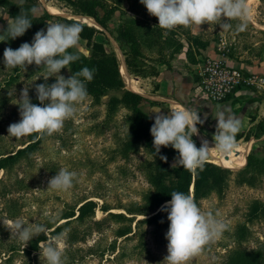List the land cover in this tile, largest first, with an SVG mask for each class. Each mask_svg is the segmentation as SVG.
Listing matches in <instances>:
<instances>
[{"label":"rangeland","instance_id":"obj_1","mask_svg":"<svg viewBox=\"0 0 264 264\" xmlns=\"http://www.w3.org/2000/svg\"><path fill=\"white\" fill-rule=\"evenodd\" d=\"M87 1L96 5L100 17L108 18L107 27H103L90 17L77 16L76 19L88 20L102 30L96 35V40L103 42L108 50L117 54L126 89L134 92L140 93L139 89L142 86L146 87L145 83L148 82L147 86L149 85L150 88L148 95L152 96L159 89L160 84L157 79L141 80L142 83H138L137 78L148 77L134 75L127 69L125 53L129 49L128 37L135 39L143 50L147 68H156L160 71L162 65L170 66L173 59L184 54L188 62L196 65V68H190L194 77L197 76L199 64L209 56L224 55L234 59L244 56L249 63H253V60L261 63L264 60V2L262 0L252 1L249 8L248 28L239 34L234 33L235 25L238 23L236 20L228 21L233 25V29L227 32L222 31L218 24L192 25L187 28L178 26L169 31L158 26V19L149 15L140 0ZM44 11L73 17L68 8L61 7L53 0H40L36 15L40 16ZM9 20L11 18L6 13V9L1 6L0 34H3L2 29L8 25ZM49 22L62 23L59 18L52 17L38 25V31H47ZM166 41L170 47L165 44ZM2 45L0 47V151L9 152L21 148L31 136L14 138L8 135V127L21 119L17 105L21 91L24 87L29 91L38 81H44V84L54 82L56 77H49L45 81L44 77L51 74L43 66L37 67L35 64L28 65L26 69L5 67L3 56L5 48L10 47L15 50L22 44L13 47ZM72 50L79 57L87 58L91 55V48L82 38H80L79 48ZM186 67H189L187 63ZM254 73L264 77V73ZM59 75L65 78L70 77L72 69L70 66L69 69H62ZM151 77L154 76H149ZM196 87H198L197 84ZM251 88L260 90L264 94L262 87ZM104 98L106 99L107 96ZM146 99L151 101L144 96L139 103V108L155 119V115L149 113L146 108V105H149ZM46 103L48 101H45ZM151 103L155 104L156 101L153 100ZM78 108L76 117L66 120L60 132L51 136L45 135L36 150L29 157H23L20 160L21 165L14 171L12 169L14 173L4 179L5 183L0 186V241L6 244H0V259L8 257L6 252L12 246H20L22 250L30 244L29 241L25 246L24 242L11 233L13 229L10 222L14 223L19 219L25 225L36 222L43 224L49 230L47 235L51 236L50 232L54 228H48V225L59 218L67 205H76L84 199H92L97 203L95 218L104 220L95 225L90 222L91 220L88 222L86 220L82 224L74 223L62 231L68 230L66 235L68 238L76 232L75 226L86 228L91 224L87 235L83 236L84 241L72 247L65 243V248L71 247L78 251L75 254L76 261L70 264H163L168 255L166 239L168 230H164L165 237L158 238L154 233V226L149 224L141 227V230L147 233V250L142 255L132 254L120 261L117 258L120 246L125 243L133 251L137 244V239L125 241L123 237L119 239V248L114 254L107 252L104 257L96 256L93 255L92 249L110 246L116 239V229L127 223L121 218L111 217L108 213H125L129 217L133 216L128 214L126 209L143 203L144 194L152 189L150 178L154 175L158 182L165 181L163 175L166 165L173 166L179 157L177 159L167 157L165 162L160 159V156L153 155L144 141L140 142L134 150L126 152L121 150L122 142L135 113L133 106L121 105L109 114L105 104H97L88 96ZM169 109L171 108H166L165 112L170 115ZM263 136L264 134H259L248 139L243 137L242 140L237 141V147L245 149L242 152L245 162L241 166L230 168L220 164L215 159V151H211L209 161L231 172L223 190H220L216 184L207 183L202 189L204 195L198 200L197 205L206 212L211 211L213 214L219 212V218L227 221L229 228L223 233L221 239L206 246L202 253L191 257L186 264H242L240 256L247 252L258 255L259 257H256L258 264H264ZM236 139H238L237 136ZM214 146L213 141L209 147L214 148ZM250 156L253 157L251 164L242 171ZM61 168H67L77 174L74 186L67 192L48 190L50 179ZM16 177L37 183H33L32 189L26 190L24 187H18L15 182ZM4 188H7L6 194H2ZM191 191L193 194V188ZM103 206H107L110 210H104ZM136 216L137 219L147 217ZM133 228L136 229L135 222ZM26 259L27 257L21 253L19 256H14L12 264H23ZM37 264H46L45 258L42 256Z\"/></svg>","mask_w":264,"mask_h":264},{"label":"clouds","instance_id":"obj_2","mask_svg":"<svg viewBox=\"0 0 264 264\" xmlns=\"http://www.w3.org/2000/svg\"><path fill=\"white\" fill-rule=\"evenodd\" d=\"M140 3L145 6L149 15L158 19L161 29L169 31L178 26L187 28L192 25L218 24L222 31L227 32L233 29L228 21L236 20L238 23L234 33L239 34L247 30L250 22L248 0H140ZM35 14V8L30 12L21 9L17 17L8 21V28L0 34V40H15L23 36L32 26L30 15ZM82 30V25L78 23L49 22L46 33L38 31L31 44L23 43L15 50L5 48V67L26 69L28 65L35 64L37 67L43 66L51 74L44 77L45 81L49 77H56V82L50 86L46 83L36 86L37 98L43 107L31 103L28 88L24 87L17 100L21 119L8 127V135L14 138L32 134L51 136L62 130L66 120L76 117L78 106L88 97L85 81H92L95 69L84 67L67 79L59 73L62 69H69L70 64L80 58L78 54L68 50L79 48ZM45 101L48 103L45 104ZM169 111L170 116H167L161 113V109H153L155 119L150 132L157 154L161 147L171 146L178 151L179 158L173 164L174 168L180 166L195 173L197 169L203 170L211 151L227 155L237 148L236 136L243 127L242 120L237 116L230 115L223 109L218 111L215 117L217 130L213 136L214 148H210L206 140L197 148L192 137L199 133L196 125L204 122L198 110L178 105ZM160 159L167 162L165 156H160ZM76 179L75 172L61 168L50 179L48 190L67 192L74 186ZM161 210L168 212L167 218L170 221L166 234L168 255L163 264H186L191 257L202 253L206 246L221 239L229 228L227 221L219 218V212L213 214L211 211H203L191 193L186 195L178 191L172 192L170 202L162 206ZM10 223L13 229L11 233L24 242L25 246L34 237L47 235L49 231L37 222L25 225L18 219ZM67 232L66 229L39 243L40 254L45 258L46 264H66L64 248Z\"/></svg>","mask_w":264,"mask_h":264},{"label":"trees","instance_id":"obj_3","mask_svg":"<svg viewBox=\"0 0 264 264\" xmlns=\"http://www.w3.org/2000/svg\"><path fill=\"white\" fill-rule=\"evenodd\" d=\"M60 4L61 7L68 8L73 17L53 14L49 11H44L40 16L30 15L32 21V26L29 28L25 34L21 37H17L15 40H5L0 41V47L4 45H10L11 47L19 46L23 43L31 44L33 42L35 34L38 32V25L43 24L45 20L57 17L64 24L78 23L82 25V32L80 38L87 42V45L91 48V55L89 57H80L77 61L70 64L72 69V74L80 71L84 67L89 69H95L94 77L91 82L85 81L88 96L97 104H105L107 106V111L109 114L113 113L121 105H130L134 107L135 113L129 124V131L122 142L121 150L126 152L128 150H134L140 142L144 141L151 153L155 156H166L171 159H177L179 153L177 150L173 149L171 146L165 148L161 147L160 152L157 154L153 146V137L151 135L150 129L154 124V118L147 113H144L139 108V103L144 99V96L140 93L134 92L132 90L126 89L125 81L121 72V65L118 56L115 52L107 49L106 45L96 40V35L102 32L101 29L97 28L93 24H88L84 20L76 19L79 17H90L95 19L103 27H107L108 18L100 17L98 9L95 4L87 0H53ZM264 2V0H262ZM40 0H0V6L6 9L8 16L13 19L20 14L21 9L26 12H30L33 8L38 9ZM8 25L4 26L2 33L5 32ZM46 33V30H43ZM127 38V36H126ZM129 43V49L125 53V63L127 69L130 73L140 76H158L160 71L156 68L149 69L144 63L145 57L144 52L136 43L135 39L130 37L127 38ZM173 43V41L171 42ZM165 44L168 45L166 41ZM170 47V45H168ZM177 47L176 45L174 46ZM70 53H74L72 49L68 50ZM165 63V62H164ZM69 78V77H67ZM66 78V79H67ZM80 79L83 80L81 77ZM198 79V78H197ZM56 81H52L47 85H51ZM39 84H44V81H38L35 86L29 89V98L31 103L43 107L37 98L36 86ZM107 96L105 99L104 97ZM255 121V118L251 119ZM259 134H264V118L259 120L255 125L251 126L246 132L241 133L238 137L250 138L252 136H258ZM44 136L41 137L38 134H32L28 142L23 144L21 148L15 151H0V186L3 185L4 179H7L12 175L20 165V160L24 157H29L36 147L40 145ZM197 148H200L202 143L194 135L192 137ZM253 157L250 156L248 163L242 171H245L247 167L251 164ZM241 171V172H242ZM231 171L221 166H218L212 162L208 161L203 167V170L197 169L195 173L184 169L183 167L177 166L173 167L167 164L164 172L165 181L158 182L153 175L150 178V183L152 184V189L148 190L144 194V201L142 204L135 205L133 208L126 209L128 214L133 216L129 217L125 213H112L108 214L111 217L121 218L123 222H127L119 226L115 231L116 239L110 244V246L103 249L93 248V255L105 256L106 253L114 254L119 248L118 241L120 238H124L125 241H133L137 239V244L135 249H129L128 245L120 246V251L117 254V258L121 261L123 258L132 256V254H144L147 250V233L145 230H141V227L145 224L154 226V233L158 238L165 237L164 230H168L170 226V221L168 220V212L162 211V206L166 205L171 200V193L174 191L182 192L184 194H192L191 188H193V197L196 201L203 197L202 189L207 183L216 184L220 190L226 187V181ZM2 174V175H1ZM33 181V180H32ZM26 178H15V182L18 187H24L26 190L33 188V183ZM6 189L2 190V194H6ZM97 203L92 199H84L78 202L76 205H67L63 210L59 218L51 222L48 228H54L50 235L52 237L61 233L65 228L69 227L74 223H81L87 220L92 222L93 225L99 224L104 219H96ZM104 210L109 211L107 206L102 207ZM136 215L147 216L143 219H137ZM121 222V221H120ZM135 222L136 229L133 228V223ZM91 224L86 228H80L78 225L75 226L76 232H73L68 238L65 239L66 245L73 246L78 242L84 241ZM78 228V229H77ZM81 236L80 239V235ZM50 236L45 234H40L34 237L29 243V246L21 250L20 246H12L6 252L8 257L1 258L0 264H12L14 256H19L23 253L27 259L23 264H37L39 259L42 257L40 254V249L38 247L41 241H45ZM79 237V239H78ZM0 244H5L0 241ZM127 244V243H126ZM6 245V244H5ZM11 245V244H10ZM70 248L64 249V254L67 257L66 264H70L76 261L75 254L77 250ZM22 251V252H21ZM247 252V251H246ZM245 255V256H243ZM240 256V261L242 264H258L256 254L247 252Z\"/></svg>","mask_w":264,"mask_h":264},{"label":"crops","instance_id":"obj_4","mask_svg":"<svg viewBox=\"0 0 264 264\" xmlns=\"http://www.w3.org/2000/svg\"><path fill=\"white\" fill-rule=\"evenodd\" d=\"M185 57L186 56L182 54L179 58L173 59L170 66L167 64L162 65L158 76L144 79L137 78L139 81L138 83H142L141 80L152 81L153 79H157L160 84L159 89L153 93L152 96L148 95L150 94L148 91V89H150L149 85L147 86L148 82L145 83L146 87L142 86L138 91L148 98V100L156 101L155 104H152L151 101H147L146 99V102H148L147 104H149L146 105L149 113L155 115V113L152 112L153 109H161V113L168 116L169 114L165 112L168 107L174 108L178 105L195 107L201 119L204 121L202 124L196 125L199 129V133L196 137L201 143L206 140L208 145L212 144L214 141L213 136L217 130V121L215 117L216 113L222 109L228 114L235 115L242 120L243 127L237 134V137L264 118L263 92L254 90L253 88L249 89L243 87L231 94L223 103L215 104L206 97L199 87H196V78L198 77H194L191 73V70L196 68V65L188 62ZM223 57L226 58L231 65L244 68L251 72L264 73V60L261 63H259L258 60H253V63H249L245 60L244 56L238 59L229 58L224 55ZM186 63L189 66L188 68H185ZM191 67L193 68L190 69ZM252 118H255V121H252ZM242 139L243 137H238L236 140L240 141Z\"/></svg>","mask_w":264,"mask_h":264},{"label":"built area","instance_id":"obj_5","mask_svg":"<svg viewBox=\"0 0 264 264\" xmlns=\"http://www.w3.org/2000/svg\"><path fill=\"white\" fill-rule=\"evenodd\" d=\"M197 85L215 104L226 101L236 90L264 87V77L228 63L223 55L209 56L197 68Z\"/></svg>","mask_w":264,"mask_h":264},{"label":"bare ground","instance_id":"obj_6","mask_svg":"<svg viewBox=\"0 0 264 264\" xmlns=\"http://www.w3.org/2000/svg\"><path fill=\"white\" fill-rule=\"evenodd\" d=\"M253 0H248V7L250 8V4L252 3ZM245 149L243 148H239L237 147L233 152H231L229 155H225L222 153H219L217 151H215V159L217 160V162H219L220 164H223L225 166H241L244 165V155L242 154V152ZM214 154V153H213ZM218 163V164H219Z\"/></svg>","mask_w":264,"mask_h":264},{"label":"water","instance_id":"obj_7","mask_svg":"<svg viewBox=\"0 0 264 264\" xmlns=\"http://www.w3.org/2000/svg\"><path fill=\"white\" fill-rule=\"evenodd\" d=\"M86 23L91 24L88 20H86ZM229 155V154H228Z\"/></svg>","mask_w":264,"mask_h":264}]
</instances>
